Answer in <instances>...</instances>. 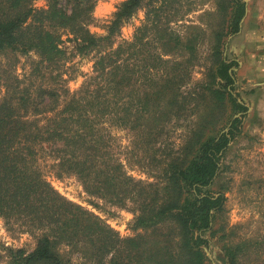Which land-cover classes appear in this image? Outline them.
I'll use <instances>...</instances> for the list:
<instances>
[{
  "label": "trees",
  "instance_id": "trees-1",
  "mask_svg": "<svg viewBox=\"0 0 264 264\" xmlns=\"http://www.w3.org/2000/svg\"><path fill=\"white\" fill-rule=\"evenodd\" d=\"M214 1L220 23L210 33L211 61L203 80L191 83L202 33L180 38L159 21V8L147 11L130 40L115 41L145 0L120 1L103 34L87 28L94 0H44L43 7L0 0V219L35 238L28 252L7 249L6 264L204 263L206 233L224 212L226 188L212 186L240 131V115L234 114L245 110L233 87L237 63L222 53L224 39L238 30L244 1ZM61 34L72 44L68 53ZM175 49L181 60L173 57ZM30 51L37 59L18 78L17 55ZM75 53L90 55L91 72L67 93L58 81ZM221 121L225 130L218 127ZM108 126L129 132L126 160L144 167L149 181L126 173ZM44 147L56 177L72 175L88 196L119 207L129 201L133 228L153 233L168 224L173 242L164 235L148 249L142 235L119 238L64 198L39 168ZM223 225L216 260L238 264L251 241L228 240ZM72 253L79 261H71Z\"/></svg>",
  "mask_w": 264,
  "mask_h": 264
},
{
  "label": "rangeland",
  "instance_id": "rangeland-1",
  "mask_svg": "<svg viewBox=\"0 0 264 264\" xmlns=\"http://www.w3.org/2000/svg\"><path fill=\"white\" fill-rule=\"evenodd\" d=\"M122 0H94L91 16L87 25L89 32L103 34V25L110 17L115 6ZM244 13L238 23L236 33L224 39L223 55L234 59L237 66L233 67L234 91L237 101L245 110L235 113L240 115V131L228 145L221 159L222 171L212 188L219 184L225 186L224 212L222 216L213 217L212 233L207 247H201L205 256L203 264H222L216 260L222 241L218 227L224 222V231L228 240L237 242L250 240L249 249L239 256L238 264H264V0H243ZM35 7H43L44 0H32ZM148 3V5H146ZM151 7L159 8V21L180 38H185L193 31H200L203 41L197 46V59L192 66L189 81L203 80L205 68L209 65V39L211 31L220 23V16L215 12L214 0H145L139 8L120 28L115 41L130 40L133 29L147 16ZM167 20V21H166ZM200 36V37H201ZM67 35L61 34L62 47L67 53L71 50V42L66 41ZM73 53V51H72ZM72 55L65 62L59 84L70 93L76 90L91 72L90 55ZM174 58L181 60V50L172 51ZM37 59L32 51L18 54L13 66V74L21 78L30 70L31 63ZM61 79L64 81L62 82ZM1 95V92H0ZM200 112V111H199ZM201 113V112H200ZM199 113V114H200ZM220 126V127H219ZM218 127L225 130L223 121ZM111 135L112 149L121 159L127 174L141 181H149L146 169L128 162L125 151L130 143L129 132L114 126H108ZM174 135H172L173 140ZM177 138L175 142H179ZM37 162L41 172L50 185L64 198L79 204L96 215L113 229L119 238L143 236L145 246L164 235L173 242L170 225H163L155 232L135 229L132 226L133 214L127 201L125 207L110 204L97 196H88L80 182L72 175L56 177L50 169L51 158L48 151L40 152ZM35 238L17 224L5 225L0 219V264L9 260L7 249L21 248L25 252L33 249ZM145 246H143L145 248ZM71 261L77 262L76 254H70Z\"/></svg>",
  "mask_w": 264,
  "mask_h": 264
},
{
  "label": "water",
  "instance_id": "water-1",
  "mask_svg": "<svg viewBox=\"0 0 264 264\" xmlns=\"http://www.w3.org/2000/svg\"><path fill=\"white\" fill-rule=\"evenodd\" d=\"M241 20V19H240Z\"/></svg>",
  "mask_w": 264,
  "mask_h": 264
}]
</instances>
